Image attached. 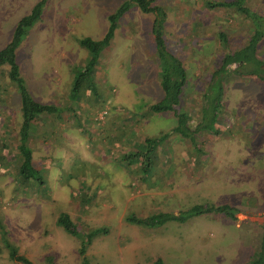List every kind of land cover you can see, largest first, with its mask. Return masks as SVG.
Returning <instances> with one entry per match:
<instances>
[{"label": "rangeland", "instance_id": "1", "mask_svg": "<svg viewBox=\"0 0 264 264\" xmlns=\"http://www.w3.org/2000/svg\"><path fill=\"white\" fill-rule=\"evenodd\" d=\"M35 1L0 0V48ZM121 1L46 0L14 48L29 95L59 109L39 116L29 135L41 184L18 183V96L0 67V264H23L8 257L5 242L32 264H80L79 238L55 224L59 211L68 213L79 237L107 229L87 246L89 264H153L156 257L163 264H247L264 228V79L236 62L212 71L223 54L240 49L252 26L264 27V16L253 23L206 0H153L165 14L159 25L151 11L131 5L99 51L89 82L71 93V76L86 57L77 38L101 36ZM246 4L264 14V0ZM152 25L185 70L176 107L189 114L191 138L172 130L171 111L149 109L161 96ZM254 54L263 66L264 35ZM203 90L216 92L221 104L199 124ZM145 137L156 142L147 145ZM133 151L139 157L131 165L119 161ZM198 203L229 204L236 212L154 225L124 218Z\"/></svg>", "mask_w": 264, "mask_h": 264}, {"label": "trees", "instance_id": "2", "mask_svg": "<svg viewBox=\"0 0 264 264\" xmlns=\"http://www.w3.org/2000/svg\"><path fill=\"white\" fill-rule=\"evenodd\" d=\"M45 1L46 0H36L31 5L28 12L16 20L8 41L0 48V67L3 65L5 66L4 76L10 84H12V87L18 96V112L20 122L17 129V140L14 144V168L20 185L28 182H34L37 184L42 183L39 169L34 167L32 164V151L29 145V135L32 124L38 120L39 116L42 114L57 113L58 111L56 110H59L55 109L56 107L53 103L42 102L29 95L14 61V48L26 33L28 28L39 18ZM152 1L153 0H123L114 10L107 14L108 26L106 31L102 33L101 36L95 39L88 38L87 36L77 38L78 44L86 50V57L80 67L74 69V73L71 76L69 89L71 93L75 92V90L80 85H83V83L89 82L88 76L96 63L99 51L106 45L109 37L113 34L117 20L131 5L138 7L141 11H151L154 14V22L159 24V22L163 21L165 16L163 9L159 6L152 5ZM205 5L208 7H233L243 16L251 19L253 23L257 22L256 20L258 17L264 16V14H260L259 12L251 9L246 4V0H222L213 2L211 0H206ZM152 32L154 33L152 40L155 44V55L158 58L159 88L161 90V96L155 101L149 103V109L154 112L171 111L177 117V122L172 127V130L178 132L181 136H188L191 138L190 130L187 126L189 114H186V112L180 110L179 107H176L180 102L179 96L185 81V70L180 58L175 53L164 49L162 39L160 37V26L152 25ZM218 34H222V31H219ZM263 35L264 27L257 25L252 26L251 34L241 45L240 49L234 50L232 53L223 54L220 57L219 66L213 69L212 74H218L219 71L226 69L225 67L229 63L236 62L238 63L237 68H239V70L258 75L259 78L264 79V65L262 66L263 63L256 58L254 54L257 43L260 39H262ZM246 49L249 50L251 54L249 51H245ZM206 92L207 91L203 90L201 93L202 98L205 100V104L202 107V115L198 121L199 124L203 123L204 117H206L208 111L217 110L221 104L216 92L212 97H210ZM144 141L147 145H151L156 142V139L145 137ZM136 156L139 157L138 151L123 153L122 157L119 158V161H124L123 163L127 165L130 164ZM144 166L145 165H142L143 168ZM137 176L139 178L140 174L138 175L137 173ZM210 211L223 212L226 215L233 217V213L236 212V209L229 204L215 205L212 203H198L197 205H193L190 208L177 213L158 211L146 216L128 214L124 218L126 221L136 224L154 225L161 224L167 220L184 221L186 218ZM54 221L55 224L61 227L66 233L79 238L77 253L80 257V264H89L86 256L87 246L96 235L102 232L105 233L107 229L103 226L94 227L86 230L82 233L81 237H79L77 235V226L67 212L59 211L56 214ZM5 245L7 247L9 258L22 262L23 264H32V261L25 255L19 253L14 245L8 244V242H5ZM153 264H163V262L159 257H156L153 260ZM247 264H264V228L261 230L258 249L253 252Z\"/></svg>", "mask_w": 264, "mask_h": 264}, {"label": "flooded vegetation", "instance_id": "3", "mask_svg": "<svg viewBox=\"0 0 264 264\" xmlns=\"http://www.w3.org/2000/svg\"><path fill=\"white\" fill-rule=\"evenodd\" d=\"M230 64V63H229Z\"/></svg>", "mask_w": 264, "mask_h": 264}]
</instances>
